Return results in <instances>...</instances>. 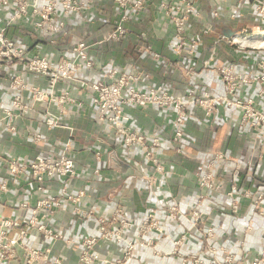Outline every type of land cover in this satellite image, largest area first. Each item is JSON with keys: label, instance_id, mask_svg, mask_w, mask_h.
<instances>
[{"label": "crops", "instance_id": "crops-1", "mask_svg": "<svg viewBox=\"0 0 264 264\" xmlns=\"http://www.w3.org/2000/svg\"><path fill=\"white\" fill-rule=\"evenodd\" d=\"M163 1L174 3L178 0H147V5L126 22L125 37L93 46L90 55L96 64L92 68L79 69L76 76L87 83H110L112 80L107 70L118 67L123 71L147 73L149 77L139 83L140 87L166 84L174 94L189 97L190 91L194 90L193 96L199 97L205 91L225 93V84L216 69L219 65L231 63L240 72L254 73L258 70L262 52L241 50L226 43L215 45L219 34H229L241 28L255 29L262 23V17L255 12L253 4L239 0H192L200 15L190 19L186 31L191 38L199 39L200 45L195 52L189 53L175 50V25L161 8ZM230 11H236L235 19L230 17ZM10 14L9 9L0 6V29L5 26ZM118 15L114 0H95L93 5L81 12L58 15V19L65 22L67 33L53 36L38 28L35 25L38 17L29 13L14 21L8 34L23 43L29 55L48 56L55 63L70 56L73 46L79 41L94 42L113 31ZM208 27L211 30L205 34L204 29ZM52 38L56 41L51 42ZM155 53H159L160 58L155 57ZM207 59L211 61L209 66L204 64ZM191 65L195 74L188 77L185 72ZM15 67L29 84L42 89L50 88L46 77L26 71L21 64ZM259 87L258 83L245 85L237 90L236 95L253 97L258 107L264 110V96L259 94ZM65 88L83 102L82 105L68 104L71 114H62L59 104L35 101L32 92L25 89L22 99L31 108L17 119V131L8 130L5 123L0 122V184L3 181L9 183V191L1 196L0 211L6 217H23L29 210H20L18 204L22 200L35 203L41 197L36 182L29 175L14 177L8 173L6 161L10 157L32 158L39 153L55 154L70 138L68 128L46 125L44 116L51 111L60 116L64 125L75 129L72 156L77 176L69 180V186L73 191L81 188L89 191V196L80 204L83 208L94 209L95 214L84 217L74 212L72 205L66 211L54 210L51 222L65 233L70 242L45 241L41 233L32 230L27 237L29 244L47 251L51 256H63L65 264H76L83 248V238L98 233L99 215H111L117 208L123 207L125 215L135 222L126 235L133 238L147 211L156 207L164 231L150 233L148 236L155 240L154 246H138L127 264H182L180 257L170 254V251L173 240L191 226L188 212L197 207L205 212L207 224L217 230V237L208 242L217 246L221 264H226L223 248L233 251L238 260L259 256L264 248V215L255 210L251 200L246 198L241 199L240 210L234 211L227 196L199 185V173L205 170L214 153L222 151L228 159L217 163L214 168L219 179L225 183L235 181L241 188L254 192L264 188V136H259L250 125L241 123L240 109L220 104L211 116H207L201 106L192 105L185 124V150L184 153H177L171 142L175 130L172 111L156 105L126 107L130 125L164 140L159 155L165 161L167 171L154 173L138 145H124L115 131L108 130L101 123L92 103L93 91L90 87L82 82L62 80L54 91L58 93ZM13 98L9 68L5 65L0 74V103L9 107ZM3 115L0 108V118ZM37 132L43 135L41 143L32 139V134ZM97 151H102L101 160L96 158ZM237 166L242 169L240 175L234 174ZM96 167L100 168V172L95 174ZM151 174L158 178L154 186L147 179ZM60 188V183L53 181L49 183L48 191L60 195ZM173 200L179 201L183 212L177 222L166 215L167 205ZM249 220L254 222L250 230L247 229ZM204 227L201 225L191 231L188 242L182 247L183 252H196L203 258H210L205 248L206 240L200 236ZM124 247L123 243L105 241L97 248L103 256L119 259ZM24 256V251L19 249L17 258ZM17 258L0 264H18Z\"/></svg>", "mask_w": 264, "mask_h": 264}, {"label": "built area", "instance_id": "built-area-1", "mask_svg": "<svg viewBox=\"0 0 264 264\" xmlns=\"http://www.w3.org/2000/svg\"><path fill=\"white\" fill-rule=\"evenodd\" d=\"M95 0H0V6L9 9L11 14L3 28L0 29V74L5 65L9 68L10 87L14 90V98L11 106L5 107L0 103L4 115L0 118L10 131H17L16 121L21 114L27 112L31 107L23 102L22 91L29 89L37 102H50L61 105L62 114H71L68 104L82 105L67 88L60 92H55L56 85L64 80L70 82H82L93 91L92 103L97 109L98 118L108 130L115 131L124 145L134 147L138 145L144 157L154 171V173H165L167 165L161 159L159 152L164 145V140L158 135H149L145 131H140L129 124L130 115L126 107H147L156 105L164 110H170L174 115V133L171 137L173 148L177 153H184V139L186 137L185 124L190 116L192 105L201 106L207 116H211L220 104L229 107H236L242 111L241 123L250 125L257 131L259 136H264V110L258 107L253 97H240L236 92L241 87L254 86L259 84V94L264 96V0H239L240 2L253 4L255 12L262 17V23L255 29L241 28L234 31L232 35L219 34L215 39V45L226 43L236 46L241 50L252 49L262 52L263 58L259 63V68L254 73L240 72L234 64L224 63L216 67L225 84L226 91L223 94H213L205 91L202 96H193L194 90L190 91L189 97L181 94H174L169 85L156 84L140 87L139 83L149 75L144 72L134 73L123 71L118 67H110L107 70L110 83H87L76 76V71L82 68H92L96 60L90 55L93 46L100 45L112 40L119 41L127 33L126 22L132 15L143 9L147 5V0H114L118 7V20L113 31L105 35L102 39L94 42L85 40L79 41L72 48L70 56L58 62H52L48 56H31L28 54L23 43L9 36L14 21L23 15L32 13L38 18L35 25L46 30L53 36L59 33H67L65 22L59 20L58 15H68L74 12H81L85 8L93 5ZM161 8L169 15L175 25V50L177 52H195L200 45V40L191 38L187 34V24L192 17L200 15V11L192 0H178L174 3L163 1ZM219 15V12H216ZM232 19L237 17L236 11L229 13ZM211 28H205L204 33L208 34ZM250 39L254 44H245L240 40ZM54 38L51 42H55ZM150 48V47H149ZM155 57L160 58L159 53ZM21 64L23 69L35 73L41 77H46L50 84L49 89H42L37 85L29 84L19 71L16 65ZM206 66L211 64L210 59L204 61ZM186 76L192 77L195 74L193 65L185 72ZM44 121L48 127L68 128L70 138L59 148L55 154L39 153L32 158L10 157L6 161L8 173L14 177H24L29 175L37 184V191L41 197L31 203L22 200L18 204L20 210H29L25 216L6 217L0 211V263L8 259H16L18 250L25 253L24 258H17L18 264H65V258L61 255L51 256L47 251L36 248L27 242V237L32 230L41 233L45 241L67 240L65 233L59 230L51 222L54 210L66 211L69 206H73L74 212L89 217L95 214L94 209H86L81 206V202L89 191L81 188L77 191L70 189L69 180L77 176L75 160L72 156V137L74 128L64 125L60 116L51 111H47ZM32 139L35 143H41L43 135L33 133ZM2 158L0 154V159ZM97 160H101L102 151H97ZM226 153L218 151L214 153L210 161L206 164L205 170L199 173L200 187L216 192H221L231 200V208L238 211L241 208V199H250L253 208L264 215V188L254 192L251 189L241 188L235 181L225 183L219 179L214 168L217 163L227 161ZM100 168L96 167L94 173H99ZM242 173L241 167L234 169L235 175ZM151 185H156L158 178L155 174L147 176ZM60 183V195L48 191L49 183ZM9 191V183L3 181L0 184V200L3 193ZM1 204V203H0ZM182 210L178 200H173L167 205L166 215L173 221H178L182 215ZM191 226L183 234L173 240V247L170 251L172 255H178L182 264H221L223 263L218 254V248L214 243L208 242L217 237V230L214 226L208 225L206 214L200 208H191L188 212ZM205 225L200 232L202 239L206 240L205 248L209 252L210 258L201 257L196 252L185 253L182 247L190 238V233L194 229H199ZM135 222L125 215L123 207L117 208L111 215H99L97 218L96 235L83 238V248L76 264H91L100 262L105 264H127L134 257L136 248L154 246L155 240L148 235L152 232H163L164 226L162 218L156 207H151L142 219L138 230L133 238L126 237ZM254 227L253 220H249L247 229ZM105 241H116L125 244L123 255L119 259L103 256L98 250V245ZM239 243H242L239 241ZM225 253L224 263L226 264H264V248L258 257L253 259L238 260L235 253L228 248H223ZM157 254H160L156 251Z\"/></svg>", "mask_w": 264, "mask_h": 264}, {"label": "bare ground", "instance_id": "bare-ground-1", "mask_svg": "<svg viewBox=\"0 0 264 264\" xmlns=\"http://www.w3.org/2000/svg\"><path fill=\"white\" fill-rule=\"evenodd\" d=\"M238 38H240V40L243 41V43H245V44H254V42L250 39H243L241 37H238Z\"/></svg>", "mask_w": 264, "mask_h": 264}, {"label": "water", "instance_id": "water-1", "mask_svg": "<svg viewBox=\"0 0 264 264\" xmlns=\"http://www.w3.org/2000/svg\"><path fill=\"white\" fill-rule=\"evenodd\" d=\"M234 33V31H231L229 34H227V35H232Z\"/></svg>", "mask_w": 264, "mask_h": 264}]
</instances>
